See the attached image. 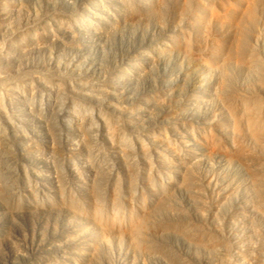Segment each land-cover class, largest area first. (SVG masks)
I'll return each instance as SVG.
<instances>
[{"label": "rangeland", "instance_id": "374dc122", "mask_svg": "<svg viewBox=\"0 0 264 264\" xmlns=\"http://www.w3.org/2000/svg\"><path fill=\"white\" fill-rule=\"evenodd\" d=\"M0 264H264V0H0Z\"/></svg>", "mask_w": 264, "mask_h": 264}]
</instances>
